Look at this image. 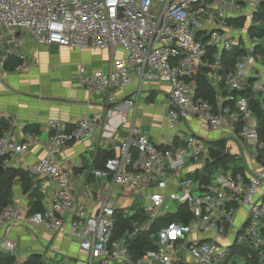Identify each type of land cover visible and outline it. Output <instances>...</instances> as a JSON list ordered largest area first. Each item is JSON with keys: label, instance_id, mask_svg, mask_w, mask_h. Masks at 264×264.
<instances>
[{"label": "built area", "instance_id": "built-area-1", "mask_svg": "<svg viewBox=\"0 0 264 264\" xmlns=\"http://www.w3.org/2000/svg\"><path fill=\"white\" fill-rule=\"evenodd\" d=\"M261 2L0 0V72L11 57L17 59L15 71L31 65L23 50L26 35L38 44L120 48L123 54L115 57L112 70H88L81 65L78 83L91 92L125 90L135 83L137 99L145 82H167L168 128L201 120L208 130L230 136L228 152L241 160L240 168L231 164L208 182L202 175H183L167 193L169 176L190 166L201 169L211 159L212 141L189 130L186 136L180 134V143L158 148L132 122L118 153L93 170L109 185L96 194L97 209L88 212L87 204L75 196L74 180L61 167L59 155L66 144L92 135L101 115L83 116L70 129L61 120H49V136L43 141L36 131L25 129L0 110V127L6 125L0 132L3 166L13 154L40 146L45 155L28 172L54 185L41 210L24 214L16 205L3 207L0 225L7 232L23 223L58 232L68 224L70 235L86 251L83 264H264V140L259 138L251 107L256 98L264 107V35L251 32L264 27L258 17ZM234 46L239 53L231 65L227 55ZM199 67L217 93L214 103L197 95ZM115 185L149 190L141 206L144 219L117 237L110 200ZM173 201L185 207L187 220L150 233L156 247L134 257L128 240L149 232L156 220L171 212ZM0 254L10 256L9 264H23L17 242L8 235L0 237Z\"/></svg>", "mask_w": 264, "mask_h": 264}, {"label": "crops", "instance_id": "crops-1", "mask_svg": "<svg viewBox=\"0 0 264 264\" xmlns=\"http://www.w3.org/2000/svg\"><path fill=\"white\" fill-rule=\"evenodd\" d=\"M23 50L31 60L29 67L0 72L2 112L11 115L24 128L35 126L37 135L43 141L49 136L46 126L49 120H61L70 129L83 116L101 115L100 126L92 135L66 144L59 155L61 167L68 170L74 180L75 196L87 204L88 212L97 209L96 193L102 192L109 184L107 179L93 175L94 169L101 168L104 159L101 151L116 154L132 122L158 148L180 143V134L186 136L189 130L208 137L212 142L224 140L227 136L220 130H208L205 123L198 119L168 128L167 82H145L137 99L135 83L125 90L106 89L101 92H91L78 83L81 65L88 70H112L115 57L123 54L120 48L112 51L74 48L57 43L38 44L26 35ZM127 99L136 103L128 105L125 103ZM44 155V148L33 146L23 154H13L4 167L27 169ZM195 168L190 166L182 173L169 176L165 191L169 193L175 189L178 178L183 175L192 177L197 170ZM33 187L39 190L41 202L54 189V185L45 178H34ZM148 191L114 186L111 198L117 209L131 213L136 197L144 196ZM31 199L30 192L24 193L20 181H16L12 188L11 205L27 213ZM239 213L241 216L243 212ZM5 235L17 242L22 262L32 254H39L43 264H83L87 255L77 239L70 235L68 225L58 232L44 225L30 224L14 226L7 232L0 225V237Z\"/></svg>", "mask_w": 264, "mask_h": 264}, {"label": "trees", "instance_id": "trees-1", "mask_svg": "<svg viewBox=\"0 0 264 264\" xmlns=\"http://www.w3.org/2000/svg\"><path fill=\"white\" fill-rule=\"evenodd\" d=\"M258 17L264 20V0L260 4V9L258 11ZM254 34L264 35V27L254 29L251 31ZM239 53V47L234 46L232 51L227 55L229 58V64L232 65L235 56ZM17 59L11 57L5 65V69H13ZM195 79L198 84V94L199 96L215 102L217 98V93L208 81L206 76V71L199 67L195 72ZM252 110L256 116L258 123V134L261 140H264V107H262V101L258 98L254 99L251 102ZM6 126V125H4ZM0 127V132L4 128ZM25 129H30L35 131V126H26ZM103 154V162L101 168L104 166L106 158L113 155L112 152L101 151ZM210 157L211 159L206 162V164L201 169H197L192 177L204 176V181L208 182L210 178H213L220 169H228L231 164L237 168L241 166V160L233 155H231L227 150V145L225 140H218L212 142L210 147ZM0 165H3L2 160L0 159ZM237 170V169H236ZM191 176V175H190ZM16 181H20L21 187L24 193L30 192L32 196L31 207L29 212L41 210L43 204L41 202V195L39 190L33 187V177L28 172L27 169L20 167H10L6 166L3 171L0 172V210L3 207L11 205L12 203V188ZM188 212V211H187ZM181 213V216L179 215ZM189 214V213H188ZM184 216V218H183ZM186 209L183 205L178 208V211L175 213H169L165 217H161L156 220L152 226V229L149 232H139L134 237L128 240V246L131 251V254L134 257L140 256L144 251L156 247V238L151 239L150 233H154L157 229L161 227L168 226L173 222H185L187 218ZM187 217V216H186ZM144 219V214L141 211V206L136 202L131 207V213H125L123 209H118L115 212V233L114 237L120 236L122 232L129 228H132V224L135 221H141ZM12 261L9 255L0 254V264H9ZM23 264H43L41 262V256L39 254H32L30 257L23 262ZM251 264H254L253 262Z\"/></svg>", "mask_w": 264, "mask_h": 264}, {"label": "rangeland", "instance_id": "rangeland-1", "mask_svg": "<svg viewBox=\"0 0 264 264\" xmlns=\"http://www.w3.org/2000/svg\"><path fill=\"white\" fill-rule=\"evenodd\" d=\"M224 140H225V142H226V145H227V149L229 150V147H231L229 144H230V136H229V138H228V136H226L225 138H224ZM232 151H235L236 152V150L235 149H233ZM236 154V153H235ZM139 206H143V205H145L146 204V198H145V195L144 196H138V197H136V201H135ZM170 211H171V213H175L177 210H178V206H177V204H176V202L175 201H173V202H171V204H170ZM238 264H242V262L241 261H239L238 262Z\"/></svg>", "mask_w": 264, "mask_h": 264}, {"label": "bare ground", "instance_id": "bare-ground-1", "mask_svg": "<svg viewBox=\"0 0 264 264\" xmlns=\"http://www.w3.org/2000/svg\"><path fill=\"white\" fill-rule=\"evenodd\" d=\"M118 148H119V147H118ZM117 153H118V150H117ZM117 153H116V154H117ZM114 155H115V154H114ZM112 156H113V155H112ZM110 157H111V156H110ZM108 158H109V157H108ZM39 159H40V158H39ZM39 159H38V160H39ZM106 159H107V158H106ZM38 160H37V161H38ZM37 161H36V162H37ZM105 161H106V160H105ZM34 163H35V162H34ZM104 163H105V162H104ZM32 177H33V176H32ZM33 181H34V178H33ZM108 181H109V180H108ZM108 185H109V184H108ZM108 185H107L106 187H108ZM115 186H119V187L122 188V189H123V188H132V189H135L134 187H131V186H122V185H115ZM106 187L104 188V190H103L102 192H105V191L107 190ZM113 188H114V186H113ZM113 188H112V191H113ZM112 191H111V197H112ZM100 192H101V191H100ZM97 193H98V192H97ZM97 193H96V194H97ZM111 197H110V198H111ZM110 200L112 201V205L114 206V215H113V217H114V219H115V212H116V210H118V209L116 208L115 204L113 203L112 198H111ZM96 201H97V203H98V200H97V199H96ZM97 205H98V204H97ZM21 212H22V211H21ZM22 213L25 214L26 212H22ZM125 213H128V212H125ZM23 224H24V223H23ZM67 225H68V224H67Z\"/></svg>", "mask_w": 264, "mask_h": 264}, {"label": "water", "instance_id": "water-1", "mask_svg": "<svg viewBox=\"0 0 264 264\" xmlns=\"http://www.w3.org/2000/svg\"><path fill=\"white\" fill-rule=\"evenodd\" d=\"M5 167L3 165H0V172L3 171Z\"/></svg>", "mask_w": 264, "mask_h": 264}]
</instances>
